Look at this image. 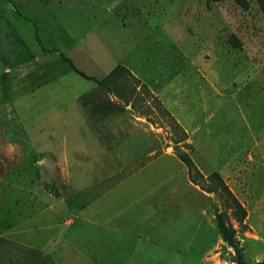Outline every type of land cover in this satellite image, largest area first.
I'll return each mask as SVG.
<instances>
[{
	"label": "rangeland",
	"instance_id": "obj_1",
	"mask_svg": "<svg viewBox=\"0 0 264 264\" xmlns=\"http://www.w3.org/2000/svg\"><path fill=\"white\" fill-rule=\"evenodd\" d=\"M62 55L97 79L117 65L128 72L73 99L94 82ZM0 84V264H120L114 245L75 242L74 222L90 205L100 224L142 234L140 208L172 187L192 210L183 232L203 224L192 264H237L217 225L206 244L208 200L210 214L227 213L244 262L264 259V16L256 0H0ZM180 152L210 199L187 183ZM135 171L143 188L129 200L132 181L109 188L112 180H101ZM224 186L251 212L260 239L243 236L247 225ZM107 204L113 211H103Z\"/></svg>",
	"mask_w": 264,
	"mask_h": 264
},
{
	"label": "crops",
	"instance_id": "obj_2",
	"mask_svg": "<svg viewBox=\"0 0 264 264\" xmlns=\"http://www.w3.org/2000/svg\"><path fill=\"white\" fill-rule=\"evenodd\" d=\"M120 44H122L121 41ZM122 49H124V47H122ZM92 81L94 82L92 86L79 89V92L73 94L72 98H78L81 94L94 88L97 83L94 80ZM41 82L43 83V81ZM65 90L69 91V89ZM6 92H12V90L8 89ZM49 93L51 92H48V95ZM8 99L13 100V97H9ZM58 106H62V103L58 104ZM143 170L144 168H142L141 171ZM138 172L140 171L122 175L109 174L102 177L101 180H112V184L109 188H114L123 181L124 183L126 181H132V183L129 184V188L124 191L125 199L129 200L134 198L138 192L141 191L140 188H143L141 183L134 179V177H136L135 174ZM185 177L187 183L192 186L193 189L209 198L208 193L204 192L205 190L202 191L200 187L199 189L194 187L193 182L188 177V173L187 175L185 174ZM176 194H181L180 196L182 197L185 192H180V190L172 187L169 189L167 195H163L162 201L157 204L149 201L140 208V217L147 223V227L143 229L144 233L142 234L139 233L140 230L134 232L130 231L126 223L120 226L106 222L100 224L98 220L89 216V205L88 208L83 210L82 214H80L79 219L74 222L73 226L79 227L78 231L75 230L76 236L73 237L74 241H80L81 237H85L87 240L89 239L90 242L99 244L100 246L109 244L114 245L117 247L118 251L116 252L115 260L120 264H131V262L132 264H192L194 259L192 248H194L193 246L196 244L198 237H200V235L198 236V229L201 225L203 226V224L202 221L199 222L195 225L196 229L192 233L188 231V235L183 232L185 229H191L193 226L192 210L191 208H187L184 201L183 204L178 203V201H176L178 195ZM176 206H179L178 211H172V208L177 209ZM209 207L208 200L205 209L201 210V214L205 217L203 233L205 239H207V245L212 243V241L209 240L212 238L208 232L211 230L212 233L215 234L214 231H216V222L214 221V223L212 219L214 218V213L210 214ZM113 208L114 206H109V204H107L103 207V211H113ZM99 211L100 209L97 210V214H99ZM110 211L107 213H110ZM250 219L251 212H247L244 218V224L247 225V229L243 231L242 234L244 237L260 239L257 234L252 232L254 231L255 225L250 222ZM86 227L88 228L87 235L81 232V230H83V228L85 230ZM134 227H136V225H134ZM210 227L212 229H210ZM81 243L82 242H80V244ZM176 245H180L181 248H178ZM80 254L82 253L80 252ZM91 254L94 258L100 257L99 253L94 251V249L91 250Z\"/></svg>",
	"mask_w": 264,
	"mask_h": 264
},
{
	"label": "trees",
	"instance_id": "obj_3",
	"mask_svg": "<svg viewBox=\"0 0 264 264\" xmlns=\"http://www.w3.org/2000/svg\"><path fill=\"white\" fill-rule=\"evenodd\" d=\"M212 1H221V0H212ZM256 1H257L258 6H259V8H260V10H261V12H262V14L264 16V0H256ZM61 57H62L63 60L69 62L71 68L76 73L80 74L81 76H83V77H85L87 79L94 80L98 85L105 84V79H109V78L115 77L118 74V71L128 72L124 66L117 65L107 75H105L103 78L97 79V78H95V77H93L91 75H87L83 71L77 69L73 65V63L71 62L70 58H68L66 56H63V55ZM129 74L130 73H128V75ZM178 158L186 165L189 179L194 184H197L202 190H205V191L209 192L210 190L206 189L204 186L199 184L198 180L196 179V177L202 176V175L200 174V172L198 170H196L191 158L184 152L178 153ZM214 175L217 176L216 173H214ZM43 186L45 188H49L50 187V185L48 183H44ZM224 188H225V186H224ZM225 191L228 193V195L231 196V194L228 192V190L226 188H225ZM54 194L58 195V192L54 191ZM232 199H233V204H234V206L237 209V212L239 211V215H237V219H238V221L241 222L244 219L245 215H246V210L243 208V206L240 204V202L236 198L232 197ZM214 217H215L217 229L219 230V232L222 235L223 239L234 249V252H235V255H236L237 264H247L243 260V257H242L243 248H242V246L239 243V239L236 238V230L232 226V224L229 222L227 213L225 211H220V210L214 208ZM251 264H264V260L254 261Z\"/></svg>",
	"mask_w": 264,
	"mask_h": 264
}]
</instances>
